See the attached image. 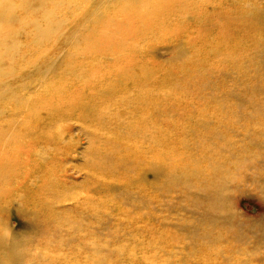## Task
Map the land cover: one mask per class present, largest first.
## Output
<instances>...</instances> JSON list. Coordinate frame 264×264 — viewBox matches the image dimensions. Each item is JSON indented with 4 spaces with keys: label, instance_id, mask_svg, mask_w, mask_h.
Wrapping results in <instances>:
<instances>
[{
    "label": "rangeland",
    "instance_id": "rangeland-1",
    "mask_svg": "<svg viewBox=\"0 0 264 264\" xmlns=\"http://www.w3.org/2000/svg\"><path fill=\"white\" fill-rule=\"evenodd\" d=\"M120 27L135 32L122 47L108 37ZM12 44L15 49H9ZM109 44L116 51L122 48L117 62L107 60L109 66L126 68L133 79L121 83L113 95H99L105 102L97 111L135 103L140 89L160 93L159 120L149 128L157 143L150 148L160 152L165 173L136 181V172L125 169L112 174L120 183L109 189L114 184H94L109 177L101 161L69 158L74 170L68 172L65 195L76 194L68 201L72 205L66 202L52 218L37 220L19 219L13 210L10 221L0 213V233L9 236L8 246L22 251L25 264H264V0H0L4 71L18 73L43 55L47 60L59 55L62 69L78 53L74 49L93 51ZM141 45L165 53L139 51L136 46ZM63 72L42 88L65 79ZM128 89L129 96L121 100L118 95ZM154 95L147 106L153 105ZM145 100L134 105L145 107ZM15 122L0 118L2 128L11 129L9 138H2L4 150L13 146L12 130L20 129ZM57 122H46L41 131L56 132ZM69 123L76 127L73 133L83 135L74 140L77 145L86 135L80 121ZM127 139V144L137 143ZM67 142L56 151L64 150ZM1 183L7 191L5 179ZM35 193L36 188L33 198L41 201Z\"/></svg>",
    "mask_w": 264,
    "mask_h": 264
},
{
    "label": "bare ground",
    "instance_id": "bare-ground-1",
    "mask_svg": "<svg viewBox=\"0 0 264 264\" xmlns=\"http://www.w3.org/2000/svg\"><path fill=\"white\" fill-rule=\"evenodd\" d=\"M8 13L10 18H14L15 16L14 12H8ZM2 15L5 16L4 11H2ZM58 33L63 34L64 31ZM129 35L133 36L135 35V32L134 31L131 32L127 29H124V27H120L112 31V33L108 35V37L112 39V41L116 45L122 47L126 42H128L127 38H129ZM93 43L96 44V41H94ZM136 47H138L137 49H139V51L146 50L147 53L151 52V54L154 52L156 53V56L158 55L161 56L165 53V49L161 50V49H157L156 47L154 49H151V47L147 45H141ZM9 49H15V46L12 44L9 47ZM111 49L114 50L113 48H111V44H109L107 47H103L100 50L95 49L93 51H91L87 47H84L83 49H78V48L74 49L77 50L78 53H74V54L72 53L73 54L72 59L66 62L71 64L70 65L66 64V67L62 68L63 70H65L67 77L61 80L59 83H50L49 88H47L46 90L42 88L46 80L50 79L51 77H54L56 75L55 73H58L60 71L61 73H64L61 67H59L61 66L59 61V55L58 57L50 60H47L48 57L47 56L45 57V55L41 57L38 56L34 60H29V64L23 69H19L20 72L18 73H16L15 71H11V72L4 71L2 67V59L0 56V75L2 73L4 75L3 77H0V118L6 117L9 119L11 117L16 121L12 125L20 126V129L17 130L16 132L12 130V133L16 134L14 135L15 137L11 135L12 137H14V140H12L13 146L10 149L6 148V150H4L5 148H2L3 147L2 138L8 139L11 134V129L8 130L7 128H2L0 123V178L2 177L0 181V213L6 217H9L8 220H10L11 217H13L14 215L13 210L16 211L17 218L19 219L31 218L32 220H37L38 218L41 217L52 218L56 213H58V209L63 208L66 202L76 197V194H73L71 196L65 195L66 186L67 183H69L68 178L70 176L68 172L70 170L72 172V169L74 168L73 166L68 165L70 162L68 160L69 158L78 159L79 156H83L87 162H90L92 160L95 164H98L99 161H101L105 165V167H107L106 175H109V177H105L104 180H100V179L98 180L96 178L97 181L96 183L94 182V184H101V183L110 184V185L114 184V186L110 187L109 189H113L118 183L117 180L119 176L115 178L116 175L113 176L112 174H115L116 172H118V174H121V171L125 169L128 170L132 169L133 171L136 172L137 174L136 181H144L147 177L149 178L153 177L154 180L159 179L165 173L164 170L165 166L161 163L160 160V152L158 150L156 152L153 149L154 146L153 148H150L151 145L157 143V136H153V133L149 130V128L154 127L155 124L157 125L159 120L158 117L160 116V104H161V99L159 96L160 93L158 92L153 93L148 90L145 91L140 89L139 90L140 93H138V95L134 97V99L136 100L134 102L136 103L138 100L140 99L142 100L145 96L146 105L145 107L142 106L140 109L138 107L139 106L138 104H137L138 106H135L134 105L135 103H133L129 105L130 107H132L131 110H129V106L127 105L126 106L113 105V106H108L106 109H103L101 111H97L102 106L101 104L105 102V101H101V97L99 95L101 96L113 95V91L116 90L121 83L124 84L126 83V81L133 79L132 76L130 77L128 76V70L126 68L124 69L120 68L119 65H115V64L109 66L107 60L110 59L117 62L118 60L117 54L119 50L122 51V48H118L119 50L117 51L116 50L111 51ZM135 49L136 48H134L133 50ZM175 49H177V47H175ZM139 51H134V53L139 54ZM31 52L29 51V53ZM15 53L13 51L11 55H15ZM126 64H124V67ZM112 68L120 69V70L119 72H116V70H113ZM36 77H37L36 81L31 80L32 78H36ZM104 79L109 82L103 84L102 81ZM53 80L54 78L51 81ZM138 82L144 83L143 81H138ZM144 84L142 86H147V84L145 85ZM130 91L131 90L128 89L126 90V92H122L123 96L122 95H118V96H121V100H124L129 96ZM150 94L151 97L155 94L151 101L153 105L149 104L147 106ZM6 103L7 104L11 103L13 107L8 108ZM5 105L7 108H5ZM148 108L149 110H147ZM57 113H63V114H61L62 116H58L56 115ZM90 119L92 120L91 123L86 125L85 122L89 121ZM70 120L80 121L81 132L82 134L86 135V137L84 136L83 139L81 140L82 142H79V144L77 145H75L74 140H76V138H82L83 135L82 136L80 135V132H78L79 130L77 131V133H73V130L76 127H74L75 125L69 123ZM46 122H48L49 124H53L57 122L59 123L60 127L56 132L53 133H48L50 131L43 132L41 130L43 128L46 129V126H44ZM102 123H104L106 127L101 126ZM96 125L98 126V128L96 127ZM172 127L174 130L175 125L174 126L172 125ZM156 130H157V126H156ZM76 134L77 136H75ZM173 136H175V134H173ZM127 138L135 139L137 143L127 144L130 141ZM149 139L151 140V142H148ZM177 141L179 142V140ZM66 142L67 145L65 146L64 150L62 151L60 150L59 152H57L56 148H59L64 143L66 144ZM242 146H244V144ZM173 148H176L175 145ZM9 150H12V152L10 153ZM177 150L178 148L175 151ZM244 152L247 153L246 151ZM80 159L78 161H80ZM79 165L80 164H78V166ZM85 168H83L84 171ZM9 171L11 172V175H9L10 174ZM90 172H91L90 170L89 172L87 171V174L89 175ZM87 174L84 173L83 175H87ZM91 175L92 174H90V176ZM81 177L83 176L81 175ZM199 177L198 179L200 180ZM10 178H13L12 186L14 185V183H16L15 184V188L17 189L16 193L14 188L10 186L11 184ZM83 178L85 183V177ZM3 179H5L6 187L8 186L7 191L2 190L1 182ZM82 185L80 187H82ZM221 186L222 185H220L219 187ZM71 187H73V183ZM71 187L70 189H72ZM10 188L13 191V196L9 191ZM35 188H36L35 195L41 201H35L33 198V190ZM29 190L32 191V195L30 200H27L28 197L27 194H30ZM50 190H54L55 192H50ZM59 198L60 200H57ZM79 198L80 196L78 197V199ZM99 200L101 199L99 198ZM2 201H6V204H2ZM83 201H85V197ZM141 201H143V199ZM145 201L146 199L144 200V202ZM78 202H82V201L77 200V203ZM126 202L127 200H125V203ZM69 204H71V202ZM79 205L80 203L78 204V206ZM132 205L133 203L130 206L132 207ZM138 205L139 204L137 202V206L135 207H138ZM141 206L144 209L145 206L143 205ZM156 208L157 207H155V209ZM214 215L216 216V214ZM111 220H108L105 223L107 222L109 223V221ZM8 239L9 236L6 238L5 233H0V264H6V262L7 264H25L23 260V256L21 254L22 251L20 252V250L15 246H8V244L6 243Z\"/></svg>",
    "mask_w": 264,
    "mask_h": 264
}]
</instances>
